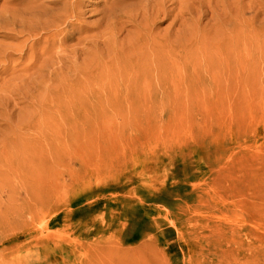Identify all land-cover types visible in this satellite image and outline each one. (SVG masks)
I'll return each instance as SVG.
<instances>
[{
  "label": "rangeland",
  "instance_id": "374dc122",
  "mask_svg": "<svg viewBox=\"0 0 264 264\" xmlns=\"http://www.w3.org/2000/svg\"><path fill=\"white\" fill-rule=\"evenodd\" d=\"M185 1L181 24H153L169 57L112 64L69 39L52 74L14 78L30 199L23 222L15 183L0 264H264V0ZM102 5L85 0L83 27Z\"/></svg>",
  "mask_w": 264,
  "mask_h": 264
},
{
  "label": "bare ground",
  "instance_id": "6f19581e",
  "mask_svg": "<svg viewBox=\"0 0 264 264\" xmlns=\"http://www.w3.org/2000/svg\"><path fill=\"white\" fill-rule=\"evenodd\" d=\"M101 2L103 5L94 28L83 27L85 0H50L51 5L38 0H2L0 3V36L3 38L0 40V120H4L6 126L5 135L0 141V233H7L12 229L13 201L16 198L14 184L18 187L23 222L28 216L30 199L26 163L23 159H17L13 153L11 119L14 113V78L44 72L49 70L51 64L68 61L70 55L66 51L65 42L69 39L76 40L70 51L72 52L92 36L100 41L95 42V54L105 58L107 62L116 64L127 58L132 61L133 58V67L148 66L159 56H170L169 41L154 34V22L162 17L173 16L172 22L181 24L179 16L188 5L185 0H133L129 4H126L127 0ZM172 5L179 7L180 14L173 15L175 8ZM129 25L135 26V30L129 36L130 41L125 42L123 35H128ZM93 29L99 35L82 36ZM77 32L80 35L75 37ZM30 40L32 42L29 44ZM37 51H43L45 57L22 65L23 61L36 55ZM15 56H18L16 60L13 59ZM78 56L79 53L76 54ZM53 58L58 60L50 62ZM49 71L50 74L53 73V70ZM25 131L26 127H23V144ZM35 252L34 249L28 252L30 264H39L32 258ZM24 255L19 251L14 261H20ZM59 259L60 257L57 258Z\"/></svg>",
  "mask_w": 264,
  "mask_h": 264
}]
</instances>
